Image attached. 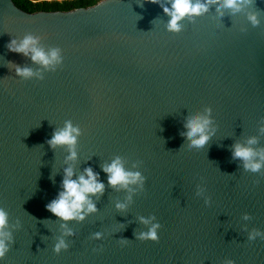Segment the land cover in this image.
Returning a JSON list of instances; mask_svg holds the SVG:
<instances>
[{"label": "water", "instance_id": "water-1", "mask_svg": "<svg viewBox=\"0 0 264 264\" xmlns=\"http://www.w3.org/2000/svg\"><path fill=\"white\" fill-rule=\"evenodd\" d=\"M222 4L172 32L169 0L32 13L0 0V207L14 240L0 264H264V239L248 240L253 229L264 232V168L247 171L232 158V146L252 137L251 147L264 149V0L235 12L218 10ZM27 35L45 51L61 49L63 64L45 70L8 50ZM15 65L43 79L24 80ZM206 109L214 133L203 148H189L184 124ZM66 121L81 132L77 159L67 162L66 147L47 144ZM117 156L146 177L131 202L102 171ZM66 167L76 176L91 167L105 184L93 197L98 211L67 222L70 236L46 209ZM152 216L159 242L137 240L151 227L140 218ZM58 238L69 245L59 255Z\"/></svg>", "mask_w": 264, "mask_h": 264}, {"label": "clouds", "instance_id": "clouds-1", "mask_svg": "<svg viewBox=\"0 0 264 264\" xmlns=\"http://www.w3.org/2000/svg\"><path fill=\"white\" fill-rule=\"evenodd\" d=\"M88 2L102 6L108 0H88ZM146 2L158 3L159 0H146ZM216 2L217 0H206V2H201V0H195V2L194 0H169L171 7L163 8L164 13L170 17L168 30L179 32L181 30L180 21L186 17L191 18L206 13L209 5ZM253 2L254 0H223V4L218 6V10L220 7H223L232 9L234 12L240 11L243 6L250 5ZM248 20L254 27L259 25L256 14H249ZM38 42L37 37L27 35L19 43L16 40H11L7 47L11 52L29 57L33 63L39 64L45 70L56 71L63 64L62 50L53 48L45 51L38 47ZM14 68L16 75L24 80L31 79L34 75L39 79H43L41 74L34 73L29 67L15 65ZM206 111L209 115L190 116L184 124L186 131L181 133V135L187 139L189 148H203L214 133V129H210L212 123L210 119L211 109H206ZM260 132L264 134V126H261ZM80 135V129L73 126L71 121H66L62 129L53 132L51 138L47 140V144L53 150L57 147H66L69 153L66 162L75 161L77 159L75 146ZM256 143H258L257 138L252 137L248 139L247 145L236 143L232 146V158L242 161L244 169L251 172H259L264 168V149L257 151L251 147V145ZM138 166V164H133V168H137ZM102 171L107 175L108 186L130 193L127 196L128 202H131L132 194L136 192L137 188L140 191H144L145 189L146 177L140 171L127 169L123 159L119 156L113 159L110 164L103 165ZM197 188V195H201L204 189L199 185ZM61 189L58 195L46 205V209L57 219L65 222L61 227L66 229L65 235L70 236L74 233L68 228L67 222L72 220L82 222L88 215L97 212L98 209L96 203L93 201V197L99 199L103 196L105 184L100 181L99 174L94 172L91 167H86L79 176H76L72 167H66L61 182ZM115 206L118 210H125L127 204L117 202ZM244 219H249V216L246 214ZM153 220H156L155 216L148 219L144 217L140 218L141 223L145 225L151 224V227L146 232L137 233V240L142 242H159L158 232L162 226L159 222L152 223ZM8 226L9 213L5 208L0 207V260H3L11 250L10 243H14L12 233L6 230ZM16 227H19V221ZM102 235V233L96 232L92 238L101 239ZM257 237L264 239V232L253 229L248 234L249 241H255ZM119 243L123 246L128 243V240L121 239ZM68 247L69 245L65 242V239L58 238L53 251L59 255L61 251H67ZM225 264H236V262L233 259H227Z\"/></svg>", "mask_w": 264, "mask_h": 264}, {"label": "trees", "instance_id": "trees-1", "mask_svg": "<svg viewBox=\"0 0 264 264\" xmlns=\"http://www.w3.org/2000/svg\"><path fill=\"white\" fill-rule=\"evenodd\" d=\"M15 5L29 13L36 11H69L92 6L88 0H13Z\"/></svg>", "mask_w": 264, "mask_h": 264}]
</instances>
